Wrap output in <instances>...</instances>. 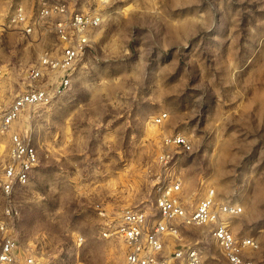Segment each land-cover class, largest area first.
<instances>
[{
	"label": "rangeland",
	"instance_id": "obj_1",
	"mask_svg": "<svg viewBox=\"0 0 264 264\" xmlns=\"http://www.w3.org/2000/svg\"><path fill=\"white\" fill-rule=\"evenodd\" d=\"M19 4L32 11L34 0H0V63L15 90L56 40L46 24L29 35L6 26ZM76 4L103 22L68 90L21 119L40 161L28 184L0 193V210L18 209L13 235L49 264H124L99 210L114 221L125 206L152 208L160 138L176 132L191 142L173 168L185 202L213 187L241 205L229 227L258 241L250 257L264 264V0ZM209 228L180 224L177 242L195 245L203 264H228Z\"/></svg>",
	"mask_w": 264,
	"mask_h": 264
},
{
	"label": "built area",
	"instance_id": "obj_2",
	"mask_svg": "<svg viewBox=\"0 0 264 264\" xmlns=\"http://www.w3.org/2000/svg\"><path fill=\"white\" fill-rule=\"evenodd\" d=\"M102 22L100 10L81 9L76 0H34L32 11L21 4L10 11L6 26L29 35L46 24L56 40L45 46L37 62L24 71L23 85L18 90L8 83L0 63V193L6 198L28 184L40 161L21 119L29 116L31 109L50 103L68 90L76 66L91 47L92 33ZM165 118L167 114L162 112L152 122L157 125ZM190 149L191 142L184 134L161 136L155 156L158 174L152 208L125 206L114 221L99 210L105 216L101 234L123 244L124 264H203L195 245L183 247L177 242L180 224L209 225V235L228 264H253L250 252L258 247V241L252 236H235L228 223L230 217L242 211L241 205L217 200L213 187L196 204L185 202L180 176L173 168L177 155ZM17 215L18 209L12 203L0 210V264H49L13 235L12 221Z\"/></svg>",
	"mask_w": 264,
	"mask_h": 264
}]
</instances>
